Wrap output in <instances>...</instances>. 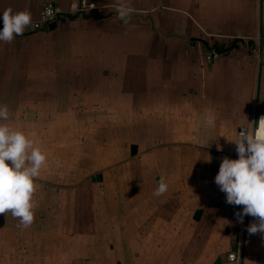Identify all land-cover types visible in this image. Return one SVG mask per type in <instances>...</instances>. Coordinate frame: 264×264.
<instances>
[{
  "label": "crops",
  "instance_id": "0c3cea01",
  "mask_svg": "<svg viewBox=\"0 0 264 264\" xmlns=\"http://www.w3.org/2000/svg\"><path fill=\"white\" fill-rule=\"evenodd\" d=\"M47 1L80 5L0 0V16L33 20ZM86 1L96 16L0 41V123L48 157L34 222L0 214V264H234L237 247L240 264H264L254 218L238 222L242 206L215 183L223 158H238L229 140L264 112V0H125L128 23L119 0Z\"/></svg>",
  "mask_w": 264,
  "mask_h": 264
},
{
  "label": "clouds",
  "instance_id": "9594fccd",
  "mask_svg": "<svg viewBox=\"0 0 264 264\" xmlns=\"http://www.w3.org/2000/svg\"><path fill=\"white\" fill-rule=\"evenodd\" d=\"M133 12L130 4L119 0L118 19L128 23ZM0 18L3 21L0 41L5 43L22 35L31 24L28 11L13 13L8 8ZM8 119L7 105H0V121ZM239 129L237 138L229 140L235 144L238 158H223L215 183L226 194V203L242 206V211L236 213L238 222L243 223L245 216L254 218L247 226L249 235L264 236V116ZM47 161V154L34 146L23 131L0 123V214L11 212L20 227L27 228L34 222L35 179ZM56 163L60 166L59 161ZM157 184L153 195L159 197L168 191V185L163 178Z\"/></svg>",
  "mask_w": 264,
  "mask_h": 264
},
{
  "label": "built area",
  "instance_id": "2783aa9c",
  "mask_svg": "<svg viewBox=\"0 0 264 264\" xmlns=\"http://www.w3.org/2000/svg\"><path fill=\"white\" fill-rule=\"evenodd\" d=\"M79 4L80 5L75 11V13H79V14L84 13L87 7H89L86 0H80ZM66 14L67 13L63 12L55 2H51V1L44 2L40 8L38 17L31 20V24L25 28L22 35H26L35 31H47L49 30V25L51 23L58 24L63 20H65L64 18H66L65 16ZM0 26L3 27L2 18H0ZM219 54L220 53H218L217 51L212 50L209 52L208 57L214 58L217 57ZM261 116H264V112L258 114L256 121H258V119ZM235 154L237 155L236 150H235ZM240 259H241V249L239 247L227 253V260L233 262L234 264H240Z\"/></svg>",
  "mask_w": 264,
  "mask_h": 264
},
{
  "label": "trees",
  "instance_id": "16d2710c",
  "mask_svg": "<svg viewBox=\"0 0 264 264\" xmlns=\"http://www.w3.org/2000/svg\"><path fill=\"white\" fill-rule=\"evenodd\" d=\"M76 15H79V13H74V14H66V18L64 19H72L74 17H76ZM82 16L84 17H88V16H96L93 11L87 12V13H81ZM239 39H234L230 42V44H228L227 46L219 43V42H215L212 47L214 48L215 51H217L218 53H225L227 52L230 48H232L233 46H235L238 43ZM205 46H208L207 42H204Z\"/></svg>",
  "mask_w": 264,
  "mask_h": 264
},
{
  "label": "water",
  "instance_id": "95a60500",
  "mask_svg": "<svg viewBox=\"0 0 264 264\" xmlns=\"http://www.w3.org/2000/svg\"><path fill=\"white\" fill-rule=\"evenodd\" d=\"M56 27V24L55 23H51L49 25V29L52 30ZM3 27L0 26V29H2ZM136 153V146L135 145H132L131 147V154L134 155ZM92 180L95 181V180H101V174H97V175H94L92 177ZM159 178H156V181H158ZM202 213V210L201 209H197L195 212H194V215H193V219L194 220H198L200 218V215ZM220 262V258H217L215 260V264H218Z\"/></svg>",
  "mask_w": 264,
  "mask_h": 264
},
{
  "label": "rangeland",
  "instance_id": "374dc122",
  "mask_svg": "<svg viewBox=\"0 0 264 264\" xmlns=\"http://www.w3.org/2000/svg\"><path fill=\"white\" fill-rule=\"evenodd\" d=\"M137 5H138V4H137ZM165 13L168 14L169 11H165ZM166 14H164V15L167 16ZM173 18H174V17H173ZM165 22H166L167 24H169L170 26L175 25L174 22H173L172 20H165ZM177 22H178V20H177ZM168 29H170V28H168ZM122 57H125L124 54H122L121 56H119V58H121V59H122ZM201 202H203V201H201ZM195 206H196V207H200L198 204H196ZM167 248H169V247H167Z\"/></svg>",
  "mask_w": 264,
  "mask_h": 264
}]
</instances>
